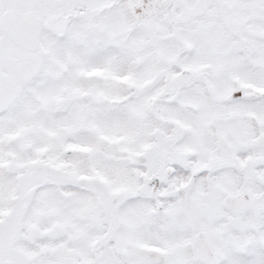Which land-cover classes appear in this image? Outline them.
<instances>
[{
  "label": "snow or ice",
  "instance_id": "6c2138e0",
  "mask_svg": "<svg viewBox=\"0 0 264 264\" xmlns=\"http://www.w3.org/2000/svg\"><path fill=\"white\" fill-rule=\"evenodd\" d=\"M0 264H264V0H0Z\"/></svg>",
  "mask_w": 264,
  "mask_h": 264
}]
</instances>
